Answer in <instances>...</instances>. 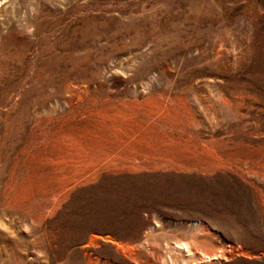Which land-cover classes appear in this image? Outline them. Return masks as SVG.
Returning <instances> with one entry per match:
<instances>
[{"label":"rangeland","instance_id":"rangeland-1","mask_svg":"<svg viewBox=\"0 0 264 264\" xmlns=\"http://www.w3.org/2000/svg\"><path fill=\"white\" fill-rule=\"evenodd\" d=\"M0 264H264V0H0Z\"/></svg>","mask_w":264,"mask_h":264},{"label":"bare ground","instance_id":"bare-ground-1","mask_svg":"<svg viewBox=\"0 0 264 264\" xmlns=\"http://www.w3.org/2000/svg\"><path fill=\"white\" fill-rule=\"evenodd\" d=\"M62 1H63V0H62ZM61 3H62V2H61ZM58 4H59V3H58ZM36 22H37V21H36ZM82 89H83V87H81V90H82ZM169 249H170V248H169ZM169 249H168V250H169ZM176 249H179L180 251H183V252L188 253L189 256L193 254L192 249H191V245H190L189 243H181V244H178V245L176 246ZM229 252H232V251L229 250L228 253H229ZM224 257H225V256H224ZM203 259L212 262V261H214V260H218V256H217V255L209 256L208 254L205 253V254H203ZM224 259H226V258H224Z\"/></svg>","mask_w":264,"mask_h":264}]
</instances>
